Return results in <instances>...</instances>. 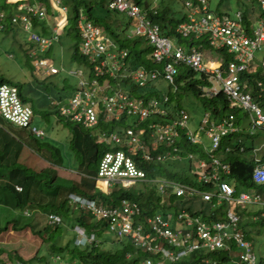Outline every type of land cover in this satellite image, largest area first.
<instances>
[{
    "label": "built area",
    "instance_id": "built-area-1",
    "mask_svg": "<svg viewBox=\"0 0 264 264\" xmlns=\"http://www.w3.org/2000/svg\"><path fill=\"white\" fill-rule=\"evenodd\" d=\"M7 1L16 3L12 25L27 33L35 44L29 56L35 60L37 72L45 76L59 73V67L44 54L58 41L67 23L66 17H63V14L67 13V7L61 4V0H50L60 13V16H55V21L57 18H60V21L57 22L58 27L52 28L53 35L47 36L36 32L33 23L34 17L39 20L48 19L45 5L39 0ZM257 1L264 15V0ZM183 3L187 18L177 26L176 32L183 39L203 40L207 50L198 45L178 44L164 35L159 22L154 21L149 11L135 1L108 0V6L132 20L136 35L148 42V47L151 48L149 58L155 64L152 67L140 65L129 68L128 51L120 48L101 26L88 21L84 16L78 21L81 37L79 50L92 64L89 72L91 77L86 75L82 68L71 69L68 74L77 78L78 83L72 95L58 101L57 107L69 120L87 128H93L101 122L108 124L111 121L118 124L123 121L111 133L103 132L97 135V141L108 147L99 162L98 170V180L107 188L119 182L123 184L146 180L145 170L133 157L139 150L142 151V157L156 160V163L166 162L169 158L173 161L181 160L183 156L178 147H174L172 151L160 147L163 144L173 145L180 129L187 131L186 135L191 143L203 144L204 139L200 137L199 132H194L188 127L189 113L183 108L176 106L174 109L167 104L170 100L169 92H179L183 85L177 82L181 66L206 75L213 82L208 89L210 94L223 92L232 105L250 110L257 122L264 125V113L252 102L251 94L243 92L246 79L242 78L245 71L251 70L250 65L256 52L264 45V16L257 21L256 26L248 27L243 8L238 9L231 17L230 12L226 10L212 8L211 0H183ZM1 12L4 11L0 10V18L4 16ZM2 28L0 23V30ZM227 55L231 56L230 60H227ZM261 64L264 67V59ZM125 78L140 89L154 87L160 90L157 83L164 82L170 91L163 90L161 98L136 95L131 93L128 86L122 85ZM111 80H116L121 86L112 84ZM0 114L40 139L46 136L45 131L34 124V110L30 103L23 101L16 85L7 82L0 84ZM203 128L206 138L211 141L210 148L203 144L208 152L220 148L223 135L233 129L228 121H213L210 113H205L199 130ZM116 131L121 132L125 138ZM145 134L152 139V143L141 138ZM162 142L163 144H160ZM116 146L123 148H115ZM151 146L154 150L158 149V153L153 154ZM230 150V146L226 147V151ZM187 158L194 162L199 159V163L195 164L199 181L216 187L210 191L188 187L190 194L201 195L206 201H212L213 197H216L217 201L213 203L215 208L224 200L239 204L264 205L260 194L242 193L240 197L233 196L234 189L223 181L222 176L223 172H229V166L220 159L212 155L211 162H207L191 152ZM255 178L264 182V168L256 171ZM159 182L158 188L164 192L165 182ZM175 192L182 195L186 192L185 187L177 186ZM70 198L76 210L91 211L96 218L107 222L111 233L119 237L132 235L137 244L151 254V257L145 258L143 264L175 263L203 247L220 248L227 239L236 245L242 263L264 264V253L258 255L254 252L252 241L239 229L240 217L232 209L226 214V221H208L201 215L189 216L188 213L181 212L179 216L186 218L181 226H172L161 217H147L146 223L135 224V218L141 214V208L126 198L115 206L98 204L95 200L74 194ZM49 217L51 224L60 223L62 220L61 216L55 213ZM195 236L202 241L196 240ZM93 238L94 234L90 239ZM81 239L83 242L89 240L85 236Z\"/></svg>",
    "mask_w": 264,
    "mask_h": 264
},
{
    "label": "trees",
    "instance_id": "trees-1",
    "mask_svg": "<svg viewBox=\"0 0 264 264\" xmlns=\"http://www.w3.org/2000/svg\"><path fill=\"white\" fill-rule=\"evenodd\" d=\"M39 1L42 5H45L50 19L54 21V17L59 11L52 5L50 0ZM133 1L147 9L154 21L159 22L161 25L162 33L172 38L176 43L200 45L197 40L183 39L176 32L177 26L187 18V11L183 2L184 13L177 16L176 11H173L170 4H161V1L156 4L149 0L144 2L143 0ZM255 1L250 0L247 6H243V8L245 7V22L248 27L251 25L249 17L251 14L253 15V3ZM61 4L67 7L68 21L62 29L58 42L61 43L63 37L70 41L71 61L76 66H82L88 70L92 68V64L87 57L82 55L79 50L81 37L78 21L82 16L95 25L101 26L120 48L128 50L127 65L129 68L140 65L155 66L149 58L151 48L148 46L143 48L139 38L129 39L126 37V34L129 33L131 21L128 19L127 21L123 20L121 13L108 6V0H61ZM15 6L16 3L0 0V10L4 11V16L0 18V23L3 25L0 32L8 34L16 30V27L12 25V17L16 10ZM33 23L35 26H44L45 34L51 33L52 24L48 23L49 26L46 28V21H40L37 17L33 18ZM47 54L49 55V53ZM28 56L29 54L26 55V59L30 62L31 57ZM230 59L231 56L227 55V60ZM244 78L247 79L248 88L252 94H256L258 80H263L264 83V75H261L260 71L246 73ZM186 79H189V81L181 87V93L170 95V100L167 102L170 107L176 106L175 103L179 105L183 94H192L203 102L204 108L210 111L216 119L223 118L230 111L229 101L224 93L220 92L212 97L201 96L202 88L200 86L208 84L206 75L201 74L199 77L196 72L183 67L180 69L177 82L180 83ZM7 81L18 87L24 102L31 103L23 91L25 82H16L13 79L7 80L0 71V84ZM32 85L30 86L31 90L34 89V85ZM257 100H260L264 107V97ZM31 105L34 115H38L42 119H48L51 113L57 116L58 120L68 129L71 135L69 148L72 155L75 156L74 163L76 165L73 166L75 171L64 166L61 148L59 145L54 144L52 139H40L27 129L16 126L0 114V235L10 229L13 231L29 229L32 234L40 239L37 253L30 258L23 257L18 251L19 249L17 252L15 249L0 248V252L6 254L5 259L0 258V264L14 263L15 259L16 261H24L25 264H55L56 262L53 259L57 255L61 256L63 260L74 262V264H142L145 258L151 256L150 252L145 251L137 244L132 235L119 237L111 233L107 222L96 218L91 211L75 210L70 193H76L82 197L95 200L98 204L103 203L108 206L118 205L122 199L126 198L141 208L143 223L147 222L145 218L153 216L156 212L168 214V212L173 213L179 209L188 210L192 216L202 215L208 221L225 219L227 203L215 208L213 206L214 201L205 202L201 200L197 202L190 196L178 197L174 194H162L160 192L158 188L160 180H177L188 183L192 179L195 180L196 176H191L189 171L191 163L189 167H182L172 160H168L165 165L156 163V160H148L142 157L141 150L133 157L139 166L145 170L146 180L136 182L134 185L141 184L145 187L127 189L119 183L120 188H117L116 185L109 193L103 191L97 186L95 174L100 157L106 151V148L104 144L97 142L96 136L103 132L111 133L116 124L111 121L108 124L101 122L93 128H86L80 123L69 120L66 115L60 114L56 107L53 111L45 112L39 108L37 102L36 104L31 103ZM235 113L238 116L240 115L239 111H235ZM15 129H18L21 135L15 134ZM262 131L264 132V130ZM119 133L124 139L123 134ZM181 133L184 137L182 142L179 134L173 145L161 148L172 151L174 147H178V150L183 148L189 151L193 150L201 156L206 155L204 145L191 143L187 138L186 130H181ZM257 136L260 137V142H264V136L260 133H257ZM240 138L243 139L246 148L243 152H240L237 147ZM246 138L248 140H244L239 132H234L228 134L223 140L224 144L229 142L234 148L228 156L232 166L229 181L237 191L247 185H254L251 180V173L255 166V157L252 153L253 145L250 143L252 137L246 136ZM205 145L209 148L211 141H206ZM115 148L119 147L116 146ZM157 150L152 148V153L155 154ZM181 153L184 154L183 151ZM260 156L256 158L261 159L259 163L262 164L264 162V151ZM30 157H34L36 161L38 157L45 163V166L36 167L35 161H28ZM17 185L22 188L21 191L16 189ZM170 188L171 185H167L165 191L169 192ZM258 189L264 192V186H258ZM25 209L29 213H24ZM51 212L58 213L63 219V224H50L49 213ZM42 214H45V220L41 218L44 225L38 227V216L40 217ZM258 214H260V210H258ZM76 224L84 226L88 233H95L96 240L92 244L77 245L72 234L69 235L72 233V229L69 228ZM243 231L250 238L262 234L264 232V222H260L258 225L247 222L243 226ZM108 233L121 243L120 247L104 246L105 239L103 237ZM198 241L202 240L198 239ZM253 249L256 250L255 247ZM11 251H13V255ZM166 264L244 263L238 255L236 245L232 240L227 239L224 246L220 248L209 249L203 247L178 262Z\"/></svg>",
    "mask_w": 264,
    "mask_h": 264
},
{
    "label": "clouds",
    "instance_id": "clouds-1",
    "mask_svg": "<svg viewBox=\"0 0 264 264\" xmlns=\"http://www.w3.org/2000/svg\"><path fill=\"white\" fill-rule=\"evenodd\" d=\"M30 2H32V1H30ZM182 2H183V0H182ZM156 4H159L160 2L159 1H156L155 2ZM255 4L259 7V5H258V1L256 0L255 1ZM143 7V6H142ZM226 7H228V6H226ZM225 7V8H226ZM243 8V7H242ZM245 8V7H244ZM244 8H243V11H244ZM240 9V8H239ZM253 9H254V11H253V15L251 14V16L249 17V22L251 23V25H249L250 27H252V26H256V24H257V21L258 20H260V19H262L263 18V13L261 12V10H260V7H259V13H257V10H256V8H255V5H253ZM226 11H228V9H225ZM220 11V10H219ZM229 12V11H228ZM60 13L58 12V14L56 15V16H60L59 15ZM125 16V15H124ZM63 17L65 18L66 17V19H67V21H68V17H67V13H66V15H64L63 14ZM55 18V17H54ZM81 18V17H80ZM245 18V17H244ZM126 19H128V20H130L128 17L126 18ZM39 20V19H38ZM40 21H46V23H47V27L46 28H48V23H50L51 24V19H50V16L48 17V19H45V20H40ZM131 21V24L132 25H134L135 26V24L132 22V20H130ZM246 23V22H245ZM248 26V25H247ZM34 27H35V31L36 32H38L39 34H42V35H47V36H50V34H52V29H51V33H47V34H45V32H44V30H45V28H43L44 26H42V25H38V26H35L34 25ZM53 28V27H52ZM16 30H18L17 28H15ZM50 32V31H49ZM129 33H127L126 34V37L127 38H129V39H134V38H139L140 39V41H142V40H144L143 38H141V37H139V36H137V35H132V33L130 32V30L128 31ZM23 33H25V32H23ZM27 34V33H26ZM136 34V33H135ZM61 35V34H60ZM27 37H28V39H29V41L28 42H31V44H32V48L35 46V44L32 42V40L29 38V35L27 34ZM60 38V37H59ZM172 39V38H171ZM59 40V39H58ZM199 43H200V45H198V46H202L201 48L202 49H204V50H207L208 49V47H207V45L206 44H203V40H197ZM54 46V45H53ZM52 46V47H53ZM146 47L148 46V45H145ZM144 48V47H143ZM122 49H125V48H122ZM52 50V48L49 50V51H47L44 55L45 56H47L48 57V54L47 53H49L50 51ZM125 50H127V49H125ZM128 51V50H127ZM129 53V52H128ZM207 53H209V52H207ZM129 55V54H128ZM263 59H264V45L262 46V49L260 50V51H257L256 52V54H255V58L253 59V61L251 62V65H250V68H251V70L250 71H245L244 73H243V75H242V78L243 79H245L244 78V76H245V74L246 73H255V72H258V71H260V74L261 75H264V67L262 66V61H263ZM152 61V60H151ZM155 65V64H154ZM57 66V65H56ZM58 67V66H57ZM138 67V66H137ZM184 66H181L180 67V69L181 68H183ZM76 68H82V69H84V71H85V73H86V75H89V77H91V73H89L90 72V70L91 69H86V68H84V67H75V68H71V69H76ZM135 68V67H134ZM186 68H188L189 69V67H187L186 66ZM189 70H191V69H189ZM61 71V70H60ZM192 71H194V70H192ZM180 72V71H179ZM194 72H196V71H194ZM60 73V72H59ZM59 73H56V74H59ZM198 75H199V77L201 76V74L202 73H200V72H196ZM56 74H53V75H56ZM69 75V74H68ZM179 75V74H178ZM204 75V74H203ZM50 76H52V75H50ZM70 76V75H69ZM92 76H93V74H92ZM71 77H73L75 80H76V83H75V86L77 85V83H78V80H77V78H75L74 76H71ZM94 77V76H93ZM178 77V76H177ZM192 78V77H191ZM190 78V79H191ZM207 78V77H206ZM189 81V79H186V80H182L181 82H180V84L182 83L183 85H181V87H183L187 82ZM207 81H208V84H204V85H202V86H200L201 88H202V92H201V96L202 97H212V96H216V95H212V94H210V92L208 91V89H209V87L210 86H212L213 85V82H211L208 78H207ZM111 82H112V84H114V85H117V86H119L120 85V83L118 84V82L116 81V80H111ZM158 84V87H159V89L161 90H158L157 88H152V87H147V88H139L138 86H136V85H134V84H132V82L129 80V79H124L123 80V83H122V85L123 86H128L127 88H129L130 90H131V93H134V94H136V95H141L142 94V96L143 95H145V96H147V97H152V98H154L151 94H149V88H152V89H155L156 91H160V92H162L163 90H165V91H170V89H169V87L166 85V83H164V82H159V83H157ZM245 84H246V87L244 88V90H243V92L244 93H249V94H251V96H252V102L253 103H255L256 105H258L259 107H260V109H261V111L264 113V107H263V105H262V103H261V101L259 100H257V99H263V97H264V83H263V80L261 81V80H258L257 81V86H256V94H252L251 93V90L248 88V81H247V79H246V82H245ZM75 86H74V88H73V90L75 89ZM121 86V85H120ZM181 87H180V93H181ZM140 89V90H139ZM142 90H147L146 92H143ZM141 91V92H140ZM73 92V91H72ZM72 92L69 94V95H66V96H61L60 97V99H54V98H51V97H49L48 99L50 100V104L53 106V107H56V109H57V111L61 114V112H60V110L58 109V107H57V103H58V101H63V100H65V98H68L69 96H71L72 95ZM220 93V92H219ZM218 93V94H219ZM223 93V92H222ZM172 94H178V92H176V93H172V92H169V95H172ZM217 94V95H218ZM189 95V94H188ZM255 95V96H254ZM258 96V98H256ZM196 97V96H195ZM227 97V96H226ZM198 100H199V102H200V104L202 105V107L204 108V106H203V102H201V100L198 98V97H196ZM228 99V98H227ZM228 101H229V99H228ZM176 102V101H175ZM176 104V106L177 107H180V108H183V109H185L186 110V112H188L189 113V128L190 129H192L194 132H199V135H200V137H203V138H205L204 139V141H203V144H205V142L206 141H208L209 139H207L206 138V134H205V130H204V128L203 129H201V130H199V128L201 127V123H202V120H203V118H204V116H205V113H210L211 114V118H212V120L213 121H217V122H222V121H228V122H230L231 124H232V127H233V129L228 133V134H231V133H234V132H236V133H240V136H243L244 137V140H248L247 138H246V136H251L252 137V139L250 140L251 142L250 143H252V153L254 154V157H255V159H254V162H255V166H254V168H253V172L251 173V180L253 181V183H254V185H252V186H249V185H247L246 187H242L240 190H236V188L232 185V183L229 181V178H230V176H229V174H231V171H232V166H231V161H230V159H229V155L233 152V150H234V148H233V146H232V144L231 143H226V144H224L223 143V140H224V138L228 135V134H225V135H223V137H222V140H221V147L219 148H216V149H214L212 152H208V151H206L205 149V151H206V155L205 156H201V155H199L198 153H196V152H194L193 150H191V151H189V150H187V149H183L182 148V150H180V153L183 151V153L184 154H182V159L181 160H177V161H175L176 163H182V164H185L183 161L185 160V159H188L187 158V155H188V153L189 152H191V153H193L197 158H202V159H205V160H207V162H211V160H212V155L214 156V158H218V159H220L221 161H222V163H224V164H227L228 166H229V172H223L222 173V176H223V181H225V182H227L228 184H230V186L234 189V194H233V196L234 197H240V195L242 194V193H246V194H249V195H253V194H260L261 195V197H262V199L264 200V192H262V191H260L259 189H258V186H264V182H259L256 178H255V173H256V171L258 170V169H262V168H264V162L262 163V164H260L259 163V161L261 160V159H259V158H256V157H261L260 156V154L261 153H263V151H264V142H260V140L261 139H257V131H262V130H264V125L263 124H260V123H258L257 122V119L255 118V116H254V113L253 112H251L250 110H246L244 107H239V106H237V105H232L231 104V102L229 101V107H230V111L223 117V118H220V119H216L215 117H213V115H212V113L210 112V111H208V110H206L205 108H204V114H203V116L201 117V119H200V121L195 125V126H191V121H192V116H191V114H190V112L187 110V108L186 107H184L182 104H181V100H180V104L178 105L177 103H175ZM30 105H31V103H30ZM32 106V105H31ZM176 106H174V107H176ZM173 107V108H174ZM33 108V107H32ZM175 109V108H174ZM235 111H239V116L235 113ZM232 117V118H231ZM123 123V121H121V122H119L118 124H116L115 126H114V128L117 126V125H121ZM114 124V123H113ZM145 124V123H144ZM18 127H20V126H18ZM40 127V126H39ZM87 128V127H86ZM181 130H183V129H180L179 130V134H180V141L182 142L183 140H184V137H183V135H182V133H181ZM188 130V129H187ZM187 132V131H186ZM245 132V133H244ZM46 138V136L43 138V139H45ZM143 140H145L146 142H148V143H152V139L149 137V136H147L146 134L145 135H143L142 137H141ZM96 140H97V136H96ZM189 140V139H188ZM210 141V140H209ZM98 142V141H97ZM98 143H100V142H98ZM163 143V142H162ZM175 143V142H174ZM100 144H103V143H100ZM194 144H201V143H194ZM203 144H201V145H203ZM105 145V144H104ZM159 145V144H158ZM165 146H167V145H165V144H163V145H160V147H165ZM211 146V145H210ZM228 146H230L231 147V150L230 151H226V147H228ZM119 148H123V147H121V146H118ZM237 147H238V149H239V151L240 152H243V151H245L246 150V148H245V145H244V142H243V139H239V144L237 145ZM105 148H106V150L108 149V147H106V145H105ZM210 148V147H209ZM241 148H243V150H240ZM166 150V149H165ZM169 151H171V150H169ZM104 154V153H103ZM103 154L101 155V157H100V160H101V158H102V156H103ZM169 160H172L171 158H169ZM189 161H190V163H191V166H190V168H189V171H190V175L191 176H196V178H195V180H191V182H182V181H177V180H160L161 181V183H164L165 182V189H166V186L167 185H171V188H170V191L169 192H166V191H164V192H162V191H160L162 194H174V195H176V196H178V197H187V196H190V197H192V198H194L197 202L198 201H205V202H211V201H206V200H203V198H202V196L201 195H198V194H190L189 193V191L187 190V188L188 187H195V188H197V189H199V190H201V191H210V190H213V189H215L216 187L214 186V185H212V184H207V183H203L202 181H199V174L196 172V169H195V164H197V163H199V159H196L195 160V162L193 161V160H191V159H188ZM168 161V160H167ZM167 161L166 162H158V163H162V164H166L167 163ZM173 161V160H172ZM100 162V161H99ZM190 165V164H189ZM183 167V166H182ZM67 168V167H66ZM67 169H69V170H72V171H75L74 170V168H67ZM98 170H99V164H98V168H97V170H96V174H95V179H96V181H97V186L99 187V188H101L103 191H105V192H111L112 190H113V188L111 189V187H109V188H107L106 187V185L104 184V183H102V182H100L99 180H98ZM119 183H121V182H119ZM119 183H116V185H118ZM136 183V182H135ZM99 184H102L103 186H100ZM122 184V183H121ZM115 185V184H114ZM113 185V186H114ZM180 185H183V187H185V193L184 194H182V195H178L176 192H175V189H176V187L177 186H180ZM122 186H123V184H122ZM17 187H20V186H16V189L17 190H19V191H21L22 190V188L21 189H18ZM78 195V194H76V193H70V196L71 195ZM78 196H80V195H78ZM82 197V196H81ZM83 198H86V197H83ZM88 199V198H87ZM90 200H92V199H90ZM212 201H217V199H216V197H213V200ZM224 203H227V207H226V209H225V219L224 220H220V221H226L227 220V216H226V214L228 213V211H229V209H232V211H234L239 217H240V220H239V229L245 234V236L249 239V240H251L252 241V238H250V237H248L247 235H246V233L243 231V226H244V224H246L247 222H253L255 225H258L260 222H264V205L263 204H258V203H253V204H239V203H235V202H228V201H223L222 203H221V205L222 204H224ZM74 206V205H73ZM220 206V205H219ZM218 206V207H219ZM247 206H252V207H255L256 206V208H254L253 210H251V211H248L247 210ZM75 208V207H74ZM76 210V209H75ZM258 210H260V214H258ZM181 212H186V213H188V215L189 216H192V214L188 211V210H186V209H179L178 211H174L173 213H171V212H168V214H164V213H162V212H156V213H154V215L153 216H148V218H156V217H161L163 220H165V221H167V222H169L172 226H174V225H184L183 223L185 222V220H186V218H181L180 216H179V213H181ZM24 213H29L28 212V210L27 209H25L24 210ZM52 213H54V212H51V213H49V215L50 214H52ZM55 214H58V213H55ZM59 215V214H58ZM142 216H143V214H142V211H141V214L139 215V216H137L136 218H135V224H138V223H143L142 222ZM202 216V215H201ZM148 218H145V219H148ZM62 219V218H61ZM63 219L61 220V222L60 223H57V224H63ZM51 224V223H50ZM55 225V224H54ZM69 229H72L71 231H72V237H74V241H75V243L77 244V245H86V244H92L95 240H96V234L95 233H88L87 231H86V229H85V227L84 226H82V225H78V224H76V225H74L73 227H70ZM92 234H94V238L93 239H90L91 238V235ZM82 236H85V237H87V238H89V240L88 241H82ZM81 240V241H80ZM252 243H253V241H252ZM253 247H255L254 246V243H253ZM5 248H7V247H5ZM255 252H256V250H254ZM13 251H11V253H12ZM257 253V252H256ZM262 253H264V249H263V247L261 248V250L257 253L258 255H261ZM3 255H6L5 253H2ZM12 255H13V253H12ZM151 257V256H150ZM0 258H2V259H5L6 258V256H1V253H0ZM148 258V257H147ZM145 260V259H144ZM144 260L142 261V264H143V262H144ZM53 261L54 262H56V263H60V264H74V262H70V261H67V260H63L62 258H61V256H55L54 257V259H53ZM8 262V261H7ZM7 264H9V263H7ZM12 264H25L24 263V261H16V259L14 260V263H12Z\"/></svg>",
    "mask_w": 264,
    "mask_h": 264
},
{
    "label": "rangeland",
    "instance_id": "rangeland-1",
    "mask_svg": "<svg viewBox=\"0 0 264 264\" xmlns=\"http://www.w3.org/2000/svg\"><path fill=\"white\" fill-rule=\"evenodd\" d=\"M144 1L145 0H143V2ZM155 1H161V4H170V6L173 7V11H176L175 14L177 16H180L184 13L182 0ZM248 2H250V0H211V6L216 10L228 9L230 16L233 17L234 13L239 8L247 6ZM253 4L255 5L257 13H259V7L255 4V2ZM121 16L123 20L127 21L126 16L123 14H121ZM59 21L60 18H57L56 22L54 21L55 23H53L51 19V24L53 27H58L57 22ZM129 30L133 36L136 35V29L134 25L130 24ZM52 35L53 34H50V36ZM28 41L29 39L27 34L23 33L21 29L15 30L8 34L0 32V71L5 76V78H7V80L13 79L16 82H25L23 91L24 94L28 96V99L30 100L29 102L33 104H36L37 102L39 104V108L42 111H53L55 108L50 104V100L48 98L51 97L54 99H60L61 96L69 95L73 91L76 83V80L68 75V72L71 70V68L78 67L74 62L71 61V55L69 51L70 41L64 37L62 38L61 43L55 41L52 50L49 52L48 57L61 70L59 74L52 76H45L42 73L37 72L35 60L33 58L30 59V62L27 61L26 55H28L32 49ZM140 43L142 47H146L145 45H148L146 40H142ZM206 56L208 55L206 54ZM30 82L34 85H32L34 87L32 90L30 89ZM7 83L12 84L10 81H7ZM142 91L146 92L147 90ZM149 94H151L154 98H161L162 95L160 91H156L152 88H149ZM181 104L187 108L193 118L191 121V126H195L204 114V108L200 104L199 100L192 94H183L181 98ZM34 124L40 126L45 131L46 138L52 139L54 144L59 145L61 148V154L64 158V166L67 168H73V166L76 164L74 163L75 156L72 155V152L69 148V139L71 135L64 124L58 120V117L51 113L48 119H42L40 116L35 115ZM14 132L15 134L21 135L18 129H15ZM257 132L264 136L263 131ZM257 139H260V137H257ZM36 159L38 160L36 161L34 157H30L28 161H35L36 167H40L41 165L45 166V163L38 157ZM183 162L185 164H179L184 167H189L190 161L188 159H185ZM99 185L103 186L102 184ZM114 186H116V184ZM114 186H112L111 189L114 188ZM123 186H125L127 189L145 187L141 184L134 185V182H125L123 183ZM116 187L120 188V184H118ZM254 208H256V206H247L248 211H251ZM41 218L45 220V214H42L40 217L38 216V227H42L44 225V222ZM71 234L72 233L69 235ZM103 239H105V247H110L113 245L114 248H118L121 246V243L109 233L105 234ZM39 241L40 239L36 235L32 234L29 229L24 231H13L10 229L9 231H6L0 235V243L6 245L8 249H15L16 251L19 249L18 251L20 254L22 253L27 258H30L37 253ZM252 241L257 252L262 247L264 249V232L262 234L252 236Z\"/></svg>",
    "mask_w": 264,
    "mask_h": 264
},
{
    "label": "crops",
    "instance_id": "crops-1",
    "mask_svg": "<svg viewBox=\"0 0 264 264\" xmlns=\"http://www.w3.org/2000/svg\"><path fill=\"white\" fill-rule=\"evenodd\" d=\"M151 1H152V2H156L155 0H151ZM56 17H57V16H56ZM54 21H55V18H54ZM54 21H52V22L55 23L56 21H55V22H54ZM52 27H53V25H52ZM51 29H52V28H51ZM51 29H50V30H51ZM1 32H2V31H1ZM48 32H49V31H48ZM29 45L32 46L31 42H29ZM10 56H11V55H10ZM262 154H263V153H262ZM5 247H7V246H6V245H3L2 243H0V248H5ZM7 248H8V247H7ZM16 248H17V247H16ZM0 253H1V252H0ZM21 254H22V253H21ZM1 256H6V255H3V254L1 253ZM22 256H23V257H26V256H24L23 254H22Z\"/></svg>",
    "mask_w": 264,
    "mask_h": 264
}]
</instances>
